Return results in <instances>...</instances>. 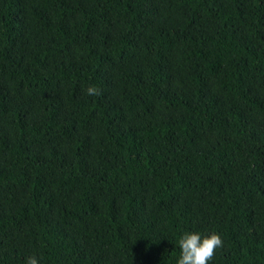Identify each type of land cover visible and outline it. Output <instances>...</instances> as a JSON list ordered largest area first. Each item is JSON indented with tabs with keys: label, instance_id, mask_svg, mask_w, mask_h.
Instances as JSON below:
<instances>
[{
	"label": "trees",
	"instance_id": "obj_1",
	"mask_svg": "<svg viewBox=\"0 0 264 264\" xmlns=\"http://www.w3.org/2000/svg\"><path fill=\"white\" fill-rule=\"evenodd\" d=\"M187 230L264 264V0H0V264H176Z\"/></svg>",
	"mask_w": 264,
	"mask_h": 264
},
{
	"label": "clouds",
	"instance_id": "obj_2",
	"mask_svg": "<svg viewBox=\"0 0 264 264\" xmlns=\"http://www.w3.org/2000/svg\"><path fill=\"white\" fill-rule=\"evenodd\" d=\"M86 91L88 95H94L97 89L89 86ZM222 243L217 232L183 231L177 240L180 254L176 264H209L215 250L221 247ZM24 264H40V260L36 255H29L24 258Z\"/></svg>",
	"mask_w": 264,
	"mask_h": 264
}]
</instances>
